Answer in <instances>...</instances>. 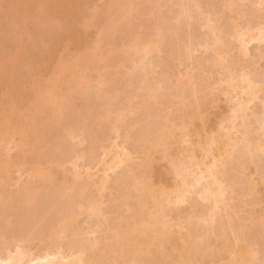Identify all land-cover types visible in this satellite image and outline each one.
Masks as SVG:
<instances>
[{"label": "rangeland", "instance_id": "rangeland-1", "mask_svg": "<svg viewBox=\"0 0 264 264\" xmlns=\"http://www.w3.org/2000/svg\"><path fill=\"white\" fill-rule=\"evenodd\" d=\"M227 1L134 0L131 8L129 0H120V10H116L120 19L114 31L116 35L110 29L111 33L101 37L100 54L103 55L94 59L96 61H92L86 71L85 84L88 85L78 91L71 89L69 85H63L59 90V93L71 101L66 106L67 116L56 119L61 126L53 129L48 125V117L53 114V109H46L44 113L36 114L33 118L41 130L47 128L51 131L48 138L35 140L30 129L27 139L33 143L30 155L19 156L30 147L21 149L10 146L8 151L3 152V160L17 157V163L21 166L26 164L27 168L30 164H41L46 169L53 164L54 179L43 181L39 177L35 178L32 173L21 178L18 168L12 165V183L18 179L19 181L13 187H1L0 191L4 195L18 189L22 192L20 188L29 184L42 191L47 190L49 196H52L49 202L52 200V204H56L57 197L68 195L70 188L83 187L75 183L72 162L80 156V170L84 174L87 169L95 172L102 157V147L108 144L105 140L116 137L111 132L116 128L120 135L115 140L125 147L130 161L108 173L109 178L101 202L103 213L110 222L106 221L104 226L110 224L117 229V226L131 223L132 217H136L148 226L147 231L151 236H155V231L161 227L165 237L159 235L155 242L159 247L160 242L165 243L167 240L164 251L166 255L167 251L169 253L162 264H178L176 260L179 259L184 244L194 250L187 258L188 264H221L229 257L225 248H230L244 235L256 256L258 255L255 263L249 264H264V154L256 157L250 152V143L260 142L264 138L262 130L258 129L260 122L257 125V120L263 117L264 91L245 109L244 105L240 107L243 103L242 100L240 103L241 98H237L229 87H226L227 90L224 88L230 74L247 76L254 84L264 83V42H251L246 47L247 54H244L239 42L231 36L235 25L245 28L257 23L264 24V0H235L236 6L233 9L227 7ZM107 3L108 0H91L92 8L99 9L101 13V16L98 15L97 25L85 34V41L91 48H97L94 39L99 30L108 25L107 17L104 16ZM4 7L0 9V49L1 42L6 37L10 12L14 13L10 9L11 4L6 2ZM19 12L23 11L18 10L14 14L18 15ZM58 33L63 34L64 28L58 27ZM140 35L142 39L146 37L147 40H152V52L128 48V41ZM216 41L223 44L225 62L216 59L213 49ZM84 50V47H72L68 40L63 39L53 49V54L56 58L63 57L73 62L78 51ZM16 64L21 65L22 61H17ZM24 69L39 73V68L32 64ZM129 109L135 112L130 113ZM122 110L127 116L120 122L117 113ZM107 115L108 120H104ZM189 116L199 132L203 149H207L206 136L219 130L223 119L226 120L224 132L232 126L228 121L234 119L235 126L247 138L235 147L231 156L223 158L221 164L224 165L216 170V176L226 186V205L221 204L216 210L214 226L209 224L207 217L204 218L212 209L213 203L199 198L198 194L202 191L199 185L196 189V185L193 186L196 192L193 193V190L184 203H168L170 198L174 201V190L181 185L176 165L187 168L190 163L189 154L179 153L178 149V143L183 139L180 129L189 121ZM164 125H173L174 134L166 141V145L155 150L148 159V139H161ZM79 131L83 133L84 141L81 144L69 139L70 135H76ZM195 156L202 158L200 148L196 149ZM195 172L198 175L196 168L191 167L192 175ZM197 175H193V178ZM147 178L153 183L155 193L140 195L139 183ZM100 179V175L94 177L88 192L93 191L94 185L99 184ZM189 181L194 182L192 179ZM211 181L209 179L210 184ZM203 183L206 185L205 180ZM203 183L200 185L201 189L204 187ZM65 195L62 198H67ZM6 197L2 199L5 200ZM8 202L9 198L6 203ZM142 205L145 206L144 209ZM103 218L100 217V220ZM228 219L232 221L231 229L229 223L226 224ZM89 222L85 216L79 219L80 227H88ZM104 232L97 233L101 237V246L104 245L106 236L114 235L113 229L107 234ZM136 234L131 237L132 249L143 240V235ZM173 243L177 245V251L172 250ZM115 254L112 253L110 259L114 256L113 260H116L120 255Z\"/></svg>", "mask_w": 264, "mask_h": 264}, {"label": "bare ground", "instance_id": "bare-ground-1", "mask_svg": "<svg viewBox=\"0 0 264 264\" xmlns=\"http://www.w3.org/2000/svg\"><path fill=\"white\" fill-rule=\"evenodd\" d=\"M6 2L9 5L11 4L10 9L15 14L18 10L23 12H19L18 15L10 12L11 18L9 17L10 20L6 26V37L1 42L2 48L0 49V188L13 187L19 181L18 179L15 183H12L10 176L12 165L18 168L19 177L21 178L32 173L35 178L39 177L43 181L54 179L53 164H51V168L46 169L41 164H30V167L27 168L26 164L21 166L17 163V157H7V159L3 160V152L8 151L10 146L21 149L30 147L28 151L23 152V154L20 153L19 156L30 155L33 150V143L27 140L30 129H32V135L35 140L39 138L47 139L51 131L47 128L41 130L33 118L36 114L44 113L46 109H53V114L48 117V121H50L48 125L53 129L61 126L56 119L58 117L59 120L64 119L67 116L66 106L71 101H68V97L66 99V96L59 93V90H61L63 85H69L71 89L74 88L76 91L82 89L84 85H88L85 84L87 82L86 71L89 70L91 62L96 61L94 59L103 55L100 54L101 37L111 30L112 34L116 35L114 31L120 21L116 10H120L121 7L119 4L120 0H108L104 8V16L107 17L108 25L101 28L94 39L97 48H91L85 41V34L91 27L97 25V20L101 16L99 9L92 8L91 0H0L1 10L5 8ZM133 2L134 0H129L131 8H133ZM235 3V0H228L227 7L233 9L236 6ZM125 5L127 6V4ZM60 26L64 28L63 34L58 33V27ZM212 27L216 28L214 25ZM233 31L234 33L232 32L231 36L239 42L240 49L243 53L245 52L244 54H247L248 50H246V47L251 42H264V24L262 23H257L254 26L248 25L245 28L235 25ZM141 35L134 40L128 41V48L136 51H141L140 49L142 51L145 50V52L153 51L152 40L150 38L147 40L144 36V39H142ZM63 39L68 40L72 47H84L86 50L78 51L73 58V62L67 61L63 57L56 58L53 54V49ZM216 42L213 48L216 52V59L225 62L223 44H221V41ZM17 61H22V64L17 65ZM30 64L39 68L38 74L35 71L31 73L24 69ZM48 74H50L49 77ZM230 75L224 83L226 85L224 88L229 87L230 91L236 97L238 96L237 98H241L240 103H242L241 100L243 103L240 104V107L244 105L246 106L245 109L248 108V105L264 91V83H261L263 85L260 82L254 84L247 76ZM129 112L134 113L135 111L133 112V110L129 109ZM262 112L261 115L263 117L257 120V125L260 122L258 129L259 131L262 130V136H264V102ZM126 116L124 110L117 113V119L120 122L124 121ZM108 118L107 115L104 120H108ZM188 118L189 121L180 129L183 139L178 143V149L179 153L187 152L189 154L190 163L187 168L186 166L183 168L178 164L176 165L177 177L181 179V185L174 190L176 197L172 193L174 201L170 198L168 203H184L193 190V193L196 192L195 189L199 185L200 191L202 190L199 194L196 193L200 196L199 198L204 201H212L211 203H213L212 209L209 212L207 211L208 213L205 212L207 213L205 216L203 215L204 218L207 217V221L210 220L209 224L211 225L215 223L216 210L223 204L226 205V186L216 176V170L220 165H224L221 164L223 158L231 156L235 151V147L243 140H247V138L235 126L236 122H234V119L228 121L232 123V126L226 127L227 129L225 128L224 132L223 126L226 120L223 119L219 130L213 131V135L208 134L206 136L205 144L207 149H203L199 141V132L195 128L192 118L190 116ZM104 120L102 119V121ZM174 130L173 125H164L161 129V139L156 141L153 138L148 139V159L155 150L164 144L166 145V141L174 134ZM111 132L119 138L118 129L114 128ZM116 137L114 139L106 138L105 143L108 144L102 147V157L98 161L95 172H90L87 169L84 174L78 164L80 156L76 157L72 162L73 176L75 183L78 186L81 184L83 187L78 188L75 186L70 188V192L68 195L66 194L67 198H62L65 194L62 197H57V202L60 200L59 203L55 201L56 204L54 202L52 204V200L49 202L52 196H49L47 190V193L44 190L45 194L40 188H34L32 187L33 185L29 184H25L20 188L22 192L26 189L24 191L25 194L19 189L9 192L7 195L0 191V196L3 195V198L7 196L6 198L10 199V202L6 203L7 199H5L6 202H2L5 200L0 197V202H2L0 203V264L163 263V260L169 254L167 251L166 255V251H164L167 240H165V243L164 241H162L163 243L160 242L159 247L155 242L159 235L165 237L164 229L161 227L157 228L155 236H151L147 231L148 226L136 217H132L131 223L126 222V225L117 226V229L110 224V226L107 224L104 226L106 221L110 222L103 213L101 202L102 194L109 178L108 173L114 172L130 161L129 154L125 152V147L117 143ZM69 139L78 141L77 144H81L84 141L82 131H79L76 135H70ZM263 139L259 140L260 142L252 141L250 143L252 144L250 152L255 154L256 157L259 154H264ZM114 140L117 144L114 143ZM198 148L202 151L201 159L195 156V151ZM55 165L58 166V164ZM191 167L196 168L198 172V175L195 172L197 176H194V178L193 175L195 174L193 173L192 175ZM99 175L101 176L99 184H95L93 191L88 192L87 189L90 183L93 182L94 177ZM189 177L194 182L190 183L189 180L191 179L188 180ZM209 179L213 181H211V184ZM187 180L189 183H187ZM204 180L206 185L203 183ZM202 183L203 189H201ZM195 185L196 187L193 189ZM139 191L141 192L140 195L155 193L150 178L139 183ZM23 194L24 196H22ZM47 196L49 197L47 198ZM17 198L20 199L17 200ZM44 199H48V201ZM66 201L67 203H65ZM159 206L161 207V204ZM141 207L145 208L144 205ZM16 212L18 213L16 214ZM82 216H85L90 221L87 223L89 225L86 228L80 227L79 219ZM100 217H104V221L100 220ZM228 221L226 224L229 223V229H231L233 227L230 226L232 221L230 219ZM112 229L114 235L106 236L105 240L103 239L104 245L101 246V237H98L97 233L105 231L106 233H104L107 234ZM136 233L143 235V240H139V245L132 249L131 242L133 240L131 241V237ZM225 249L229 257L227 261L221 264H249L251 262L255 263L256 259H258V255L256 256L252 245L244 235L236 240L235 244L230 248ZM172 250H178L177 245L174 243L172 244ZM192 251L194 250L189 249L184 244L180 250V257L176 262L178 264H188L187 258L190 257ZM110 253L120 254V257L117 256L121 260L117 256V258L115 257L116 260H113L114 256L111 260Z\"/></svg>", "mask_w": 264, "mask_h": 264}]
</instances>
